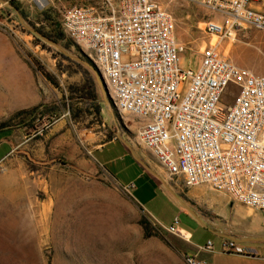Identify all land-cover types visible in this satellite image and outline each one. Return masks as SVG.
I'll list each match as a JSON object with an SVG mask.
<instances>
[{"label": "rangeland", "instance_id": "obj_1", "mask_svg": "<svg viewBox=\"0 0 264 264\" xmlns=\"http://www.w3.org/2000/svg\"><path fill=\"white\" fill-rule=\"evenodd\" d=\"M44 1L42 8L20 3L18 10H8L0 5V123L19 110L58 105L65 88L80 82L79 74H58L57 51L45 43L42 48L18 17L25 27L44 31L36 21L41 11L51 10L60 19L64 8L83 1ZM152 1L173 19L174 40L184 50L181 70L194 71L199 50L210 42L236 66L264 77V32L248 30L233 40L217 42L203 29L206 13L202 9L176 0ZM66 54L80 56L73 45ZM60 64L67 66L65 61ZM109 110L114 121L104 108L99 124L87 116L75 123L63 111L38 124L36 132L13 127L0 134V264H185V256L155 229L159 226L88 155L90 140L97 138L99 144L107 133L113 137L116 129L121 136L134 137L132 118ZM119 147L122 151L113 165L130 167L126 176L133 167L142 171L136 158ZM132 153L152 173L159 171L169 187L185 190L179 179L168 178L156 166L157 171L142 148L132 145ZM157 202L152 206L157 207ZM243 210L250 218L242 220L224 211L227 224L220 223L221 232L239 237L240 229L254 224L256 235L264 238V214Z\"/></svg>", "mask_w": 264, "mask_h": 264}, {"label": "built area", "instance_id": "obj_2", "mask_svg": "<svg viewBox=\"0 0 264 264\" xmlns=\"http://www.w3.org/2000/svg\"><path fill=\"white\" fill-rule=\"evenodd\" d=\"M82 1L62 10L60 29L83 56L100 60L94 69L124 116L135 119L139 146L184 188L205 186L264 214V77L236 66L210 42L194 71L181 70L184 50L174 40L173 19L152 0ZM176 1L205 11L203 29L217 42L264 32V0ZM162 230L187 241L176 219ZM220 251L253 256L227 239ZM199 252L210 253V242ZM194 256L185 264H204Z\"/></svg>", "mask_w": 264, "mask_h": 264}, {"label": "crops", "instance_id": "obj_3", "mask_svg": "<svg viewBox=\"0 0 264 264\" xmlns=\"http://www.w3.org/2000/svg\"><path fill=\"white\" fill-rule=\"evenodd\" d=\"M132 121H135V119L132 118ZM136 126L137 125L134 126V130H136ZM97 136H100V134ZM122 136L119 135L116 129L113 138L109 141H102L97 144V138L90 140L92 145L88 155L97 168L101 169L120 189L123 191L125 190L133 202L144 210L156 225L161 228H166L170 226L173 219H176L178 231L187 239L186 243L193 249L194 253L197 251V248H201L206 242H210V253L199 252L196 254V256L198 254L207 255L209 264H216L215 260H217L216 262L219 264H264V238L256 235L258 231L256 225L253 224L247 229H240L242 232L239 237L227 236L223 234L220 229V223L227 224L224 211L229 210L230 213H234L242 220L250 218L249 212L243 210L241 206L230 202L224 194L212 192L205 186L184 188L185 190H181L176 186L172 188L169 187L157 170L158 166L151 156L137 143L135 131L132 139L128 138V136ZM119 145L136 158L135 160L137 164L141 166L142 171H138L137 168L132 166V169H134L133 172L126 176L125 172L129 170L130 167L127 168L121 164L119 166L113 165L118 159L117 154L122 151ZM132 145L142 148L143 153L154 162V166L158 171L155 175L161 182L144 170L142 167L144 165L141 163V160L132 153ZM159 170L163 172L160 168ZM162 184H165L178 200L192 211L198 219L201 218L203 220L204 223L200 219L203 226L198 224V222H196V220L168 194ZM156 200L158 201L157 207H153L152 203ZM237 206L238 208L236 209L235 207ZM149 207H153L154 210ZM227 208L230 209L227 210ZM202 211L204 212L203 214ZM181 217L184 220L183 223L180 222ZM212 236L216 239H213ZM226 239L233 240L244 248L252 251L253 256L240 257L222 254L220 251V244Z\"/></svg>", "mask_w": 264, "mask_h": 264}, {"label": "trees", "instance_id": "obj_4", "mask_svg": "<svg viewBox=\"0 0 264 264\" xmlns=\"http://www.w3.org/2000/svg\"><path fill=\"white\" fill-rule=\"evenodd\" d=\"M8 3L14 10L19 9V3ZM36 21L44 27V31L36 30L39 35L59 46L64 52L69 53V48L73 44L63 35L60 29V19H58L53 11H41L37 15ZM34 40L39 43L42 48L46 47V45L37 38L34 37ZM75 49L80 55L79 50L76 47ZM55 55L59 59L56 65L58 74H66L68 76L79 74L81 78L80 82L70 84L65 88L58 105H37L29 109L17 111L8 120L0 123V134L8 132L13 127H23L27 130L36 132V126L38 124L41 125L43 121H48L51 117L57 116L63 111H66L69 119L75 123L86 119V116L91 120H95L97 124L100 123V111L103 106L92 74L78 62L69 60L58 52H55ZM75 57H80L83 61L92 65L91 61L83 55ZM61 61H65L67 66H61ZM42 76L50 85H53L49 75L42 72ZM112 138V135L107 133L105 141H109ZM144 224L148 225V222L145 220ZM155 229L161 234L163 240L176 252L184 256H186L187 252L194 253L193 249L188 244L183 243L171 235L165 234L159 227ZM197 259L203 260L204 264H209L207 255L198 254Z\"/></svg>", "mask_w": 264, "mask_h": 264}, {"label": "water", "instance_id": "obj_5", "mask_svg": "<svg viewBox=\"0 0 264 264\" xmlns=\"http://www.w3.org/2000/svg\"><path fill=\"white\" fill-rule=\"evenodd\" d=\"M0 5L5 8V9H8V10H14L13 7L8 3V2H5V1H2L0 0ZM18 22L29 32L31 33L33 36H35L36 38H38L40 41H42L43 43L47 44L48 46H51L53 47L58 53H60L62 56L68 58L69 60H72V61H75V62H78L79 64H81L85 69H87L93 76V79H94V82H95V85L98 89V92H99V95H100V99H101V103H102V106L103 108L106 110L107 114L109 115V118L111 121H114V117H113V114L112 112L109 110L111 108V105L109 103V100H108V97H107V94H106V91H105V88H104V85L98 75V73L96 72V70L93 68L92 65L88 64L87 62L83 61L80 57L78 58H74L68 54H66L59 46H57L56 44L52 43V42H49L48 40H46L44 37H42L41 35H39L37 32L25 27L21 21V19L18 17ZM80 56H82V54L80 53ZM144 168V170H146L149 174H151L153 177L157 178L159 181L160 179L154 174L152 173L147 167L145 166H142ZM161 182V181H160ZM164 189L168 192V194L182 207L184 208L191 216L192 218H194L196 220V222H198L200 225H202L200 223V221L198 220V218L195 216V214L190 211L182 202H180L178 200V198L172 193V191L165 185V184H162ZM264 240V239H263Z\"/></svg>", "mask_w": 264, "mask_h": 264}, {"label": "bare ground", "instance_id": "obj_6", "mask_svg": "<svg viewBox=\"0 0 264 264\" xmlns=\"http://www.w3.org/2000/svg\"><path fill=\"white\" fill-rule=\"evenodd\" d=\"M44 3H45L44 0H38L37 2L38 6L44 5ZM87 59L91 61L93 68H100V60H96L94 55H87ZM101 81L104 85L111 108L114 110V112L117 115L123 116L124 110L121 106V103H115V98L113 97L112 92H110V85L106 83L105 79H101Z\"/></svg>", "mask_w": 264, "mask_h": 264}]
</instances>
